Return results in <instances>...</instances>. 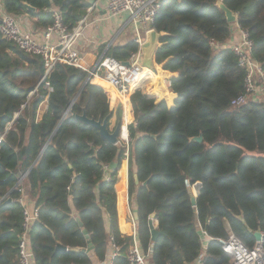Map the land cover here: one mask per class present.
I'll list each match as a JSON object with an SVG mask.
<instances>
[{"label": "trees", "instance_id": "trees-1", "mask_svg": "<svg viewBox=\"0 0 264 264\" xmlns=\"http://www.w3.org/2000/svg\"><path fill=\"white\" fill-rule=\"evenodd\" d=\"M88 1L3 0V5L8 14L27 15L41 31L58 10L71 30L86 15ZM217 1L237 15L252 43V59L264 73V0H161L153 60L157 72L175 75L169 80L171 98L155 103L135 90L127 105L129 196L137 211V243L143 254L151 252L150 264H193L202 254L204 264H228L219 241L229 232L248 248L255 243L253 234L264 232V101L230 106L244 90L245 70L231 50L212 45H223L232 27ZM136 50L132 38L107 57L126 62ZM43 73L39 57L0 36V264H17L24 196L38 213L30 234L34 264L104 262L110 238L121 251L106 264H127L132 239L118 228L117 170L105 181V168L121 161L125 148L70 114L61 121L87 72L57 64L48 79L49 94L40 83ZM147 83L144 73L137 86ZM71 110L95 121L108 118L110 131L122 121L111 91L92 80ZM199 136L201 143L189 141ZM188 188L196 194L194 207ZM152 214L162 232L154 243L148 227ZM198 226L211 239L205 251ZM83 230L91 253L81 251Z\"/></svg>", "mask_w": 264, "mask_h": 264}, {"label": "built area", "instance_id": "built-area-1", "mask_svg": "<svg viewBox=\"0 0 264 264\" xmlns=\"http://www.w3.org/2000/svg\"><path fill=\"white\" fill-rule=\"evenodd\" d=\"M160 7L161 0H107L105 10L110 18L122 15L129 17L133 43L137 46V50L126 61L127 66L112 57L105 56L87 71L89 80L102 84L111 91L113 100H117L118 107L121 109V125H123L124 132L118 143H121L120 146L125 148L123 158L126 161L128 160L129 142L127 125L131 123L127 108L128 100L134 92V87L137 86L140 76L147 71L142 66V46L145 42V34L153 29ZM92 9L93 6H90L86 15L71 30L65 25L62 13L58 10H52V24L40 33H33L23 28L24 19L22 16L6 13L3 0H0V36L5 41L13 43L20 51L30 56L39 57L43 61L44 73L40 83L43 84L47 94L51 92L48 79L57 64L79 67L80 56L75 47L87 26L88 16ZM235 17L236 22L232 24V27L238 34V41L236 43L230 41L226 46L214 43L212 45L231 50L237 59L238 66L245 70L244 90L242 94L230 102L231 107H240L250 102L264 101V73L262 66L252 59V43L248 39L247 33L239 27L236 14ZM149 73L154 76L152 72ZM167 86L170 87L169 81ZM45 101L47 102V97ZM105 172V181L109 182L110 178L106 169ZM22 200L23 198L19 200L23 208V221L17 245V264H34V255L30 247V234L33 224L38 218V213L37 209H29L23 206ZM127 225H130L134 230L132 243L124 255L126 263L150 264L148 258L151 252L148 251V254H143L138 246L136 221L133 216L130 215L127 219ZM198 231L202 237V250L205 251L211 239L199 226ZM260 234L261 240L255 241L252 248L246 247L230 232L226 240H220L222 251L230 259L228 264H264V232H260ZM120 251L121 247L110 238L108 260L112 262L118 258ZM193 264H204V255H200Z\"/></svg>", "mask_w": 264, "mask_h": 264}, {"label": "crops", "instance_id": "crops-1", "mask_svg": "<svg viewBox=\"0 0 264 264\" xmlns=\"http://www.w3.org/2000/svg\"><path fill=\"white\" fill-rule=\"evenodd\" d=\"M106 2L107 0H95L94 4L90 5L93 6V9L88 16L87 26L84 28L82 37L78 40L75 47V50L80 56L78 68L84 72L92 69L101 58L107 56V52L111 48L123 46L133 38L129 17L127 15H122L110 18L105 10ZM22 18L24 19L22 25L25 30H30L33 33L41 32V30H36V28L33 29L35 26L27 15L22 16ZM235 32L234 28L231 27L230 38L223 46L229 44L230 41H232V43L238 41V34ZM153 75L154 76L150 75L151 78L148 76L149 83L142 86H135L134 91L140 90L143 94H146L149 98L153 99L155 103H158L163 99L169 100L171 98V91L167 86V82L175 75L157 71ZM157 77L160 79L159 82H157ZM151 79L154 81L153 85L151 84ZM113 106L114 108H118L117 100H113ZM46 107L47 102L44 101L38 110V121L41 119ZM110 124L114 127L116 124L115 117H112ZM116 145L120 146L119 143ZM105 169L107 170L108 175L117 170L115 191L117 197L118 228L121 235L132 239L134 229L130 225H127V219L130 215L133 216L136 206L133 196H129L128 160L126 161L125 158H122L119 162L118 160H115ZM21 182L22 181L20 180L18 183L21 184ZM22 198L23 206H26L29 209H35L34 203L30 199L25 196ZM153 225L157 229V221L155 219L153 220ZM108 253L106 254L104 262L93 260L92 264H106L107 261H109Z\"/></svg>", "mask_w": 264, "mask_h": 264}, {"label": "water", "instance_id": "water-1", "mask_svg": "<svg viewBox=\"0 0 264 264\" xmlns=\"http://www.w3.org/2000/svg\"><path fill=\"white\" fill-rule=\"evenodd\" d=\"M94 2H95V0H89L88 1L89 5L94 4ZM23 6L25 7L26 11L29 12V13H35V11H36L34 8H32L31 6H29L26 3H23ZM217 6L224 12L226 21L229 24H233V23L236 22L235 14L232 11L228 10L221 1H217ZM33 29H35V27H33ZM159 39H160V34H158L154 29H151L145 34V42H144V44L142 46V53H143L142 66H143L144 69H146L149 72H152L153 74L156 73L153 57H154V53H155L156 49L159 46ZM122 63L125 66L128 65L127 62H122ZM88 81H89V78L87 77L85 82H84V84H83V86H82V88L80 89V91L83 89V87L87 84ZM159 81H160V79H159V77H157V82H159ZM80 91H79V93H80ZM79 93L77 94L75 99L71 102L68 110L65 112V114L62 117L61 121H63L64 118L68 114H70L71 116L75 117L81 123L89 125V126L95 128L96 130H98L100 136L103 139L107 140L108 142H110L113 145L118 144V142L120 141L121 136H122V134L124 132L123 125H121L122 121L118 122L115 125V127L113 128V130L110 131L108 129V118H105L103 121H101V120L95 121L92 118H87L84 113L82 115H80V116L75 115L72 112L71 107L74 104V102H75L76 98L78 97ZM23 108H24V106L22 107V109ZM17 116H18V114L16 115V117ZM189 141L190 142L201 143L202 142V137L199 136L197 138H190ZM22 179H21V181H22ZM133 179H134L135 184L137 185L139 183L138 179H137V176L134 175ZM18 185L19 184H17L16 186H18ZM142 185L145 186L146 183H143ZM186 185H188V184L186 183ZM187 193H188L189 198H190V203L194 207L195 206L196 194L190 188L187 189ZM8 202H10V200H8ZM133 218L137 222L138 217H137V211L136 210L133 212ZM154 219H155V215L152 214L149 217V221H148V227H149V231H150V235H151V242L152 243H154L156 241L157 237L159 236V234L162 233V232H158L157 229L154 227V225H153V220ZM82 233H83V235L85 236V239H86V248L81 250V251L84 252V253H89V252L92 251V244H91V242L89 240L87 232L85 230H83ZM253 237H254L255 241H257V242L260 241L261 240L260 232H255L253 234ZM56 249L57 250L67 251V249L65 247L61 246V245H58ZM73 251H78V250L77 249H73Z\"/></svg>", "mask_w": 264, "mask_h": 264}, {"label": "rangeland", "instance_id": "rangeland-1", "mask_svg": "<svg viewBox=\"0 0 264 264\" xmlns=\"http://www.w3.org/2000/svg\"><path fill=\"white\" fill-rule=\"evenodd\" d=\"M145 73L149 76V78H151L149 72L145 71ZM151 82H152L151 84L153 85V84H154V81H153L152 79H151ZM138 88H140V87H138ZM144 89H145V88H144ZM118 108H119V107H118ZM120 144H121V143H119V145H120Z\"/></svg>", "mask_w": 264, "mask_h": 264}, {"label": "bare ground", "instance_id": "bare-ground-1", "mask_svg": "<svg viewBox=\"0 0 264 264\" xmlns=\"http://www.w3.org/2000/svg\"><path fill=\"white\" fill-rule=\"evenodd\" d=\"M141 77H142V75L140 76V79H141ZM140 79L137 81V82H139L140 81ZM125 127V126H124ZM125 135H126V132L124 133V137H125Z\"/></svg>", "mask_w": 264, "mask_h": 264}]
</instances>
